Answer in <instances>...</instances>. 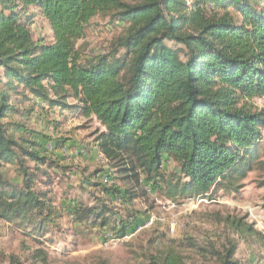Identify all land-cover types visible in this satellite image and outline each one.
<instances>
[{
    "label": "trees",
    "instance_id": "obj_1",
    "mask_svg": "<svg viewBox=\"0 0 264 264\" xmlns=\"http://www.w3.org/2000/svg\"><path fill=\"white\" fill-rule=\"evenodd\" d=\"M29 8L48 22L50 43L33 40ZM98 16L124 30L110 51L83 55L77 42ZM0 69L6 79L0 87V168L11 166L20 180L19 186L0 180V219L7 222L33 224L39 217L41 227L52 223L51 199L35 187L39 175L66 170L48 155L46 143L9 133L2 120L19 111L12 94L96 119L102 130L94 142L107 164L95 186L121 201L145 196L141 185L174 202L229 193L264 164L258 145L264 112L252 102L264 96V0H0ZM65 144V138L56 141ZM169 161L176 169L166 173ZM113 171L117 186H109ZM101 204H80L77 221L114 225L119 236L147 221L117 219ZM228 221L240 235L260 236L242 219ZM193 246L217 264H240L234 243L222 251ZM259 261L264 264V255ZM147 264L185 263L169 253L150 256Z\"/></svg>",
    "mask_w": 264,
    "mask_h": 264
},
{
    "label": "rangeland",
    "instance_id": "obj_2",
    "mask_svg": "<svg viewBox=\"0 0 264 264\" xmlns=\"http://www.w3.org/2000/svg\"><path fill=\"white\" fill-rule=\"evenodd\" d=\"M27 12L33 15L30 24L33 40L50 43L53 38L48 22L32 8ZM123 30V26L110 24L105 17H95L88 25L86 37L79 40L77 46L86 56L108 52ZM122 52L120 50L119 54ZM5 82L0 69V87L5 88ZM29 98L24 101L12 94L11 102L19 111L2 122L16 138L36 137L43 145L46 143L48 155L52 160L59 159L66 170L55 169L57 173L49 170V177L39 175L35 187L46 191L51 199L56 210L52 223L41 227L39 217L33 224L22 225L18 221L0 219V264H147L150 256L159 259L169 253L178 254L185 264H217L210 254L199 255L193 244L206 248L213 245L222 251L232 243L237 246L234 259L240 264H260L259 259L264 255V164L249 172L239 187L229 193L219 190L211 196L174 202L147 192L148 188L141 185L145 196L121 201L95 186L99 182L98 173L107 164L94 142L97 132L102 130L97 120L83 117L78 108H50L47 103L32 99L31 95ZM65 102L71 108L77 104L71 97H66ZM252 102L264 112V96ZM28 106L34 109L26 115ZM14 124L23 127L17 128ZM24 129L31 134L24 133ZM62 138L67 139V144L56 145ZM258 145L264 162V129ZM174 169L171 161L164 168L166 173ZM0 180L20 185L9 165L0 168ZM111 180L109 186L120 184L114 171ZM153 194L161 203L155 202ZM79 203L86 208H98L102 203L101 206H107L117 219L131 220L137 215L143 220L149 216L156 220L150 225L143 222L134 232L119 236L116 229L113 230L114 225L96 228L88 220L78 222ZM232 219H242L260 236L240 235L230 226L228 220Z\"/></svg>",
    "mask_w": 264,
    "mask_h": 264
},
{
    "label": "built area",
    "instance_id": "obj_3",
    "mask_svg": "<svg viewBox=\"0 0 264 264\" xmlns=\"http://www.w3.org/2000/svg\"><path fill=\"white\" fill-rule=\"evenodd\" d=\"M101 157H103V156L101 155ZM104 162L106 163V161H104ZM101 181L104 182V183H110V181H108V179H107V178H104V177H101ZM153 197H155V198H154L155 202H157V203H161V200L159 199V197H156L154 194H153ZM155 220H156L155 217H153V216H149V217L147 218V221H146L145 224H146V225H150V224H152ZM170 227H171V229H173L174 225L171 224Z\"/></svg>",
    "mask_w": 264,
    "mask_h": 264
}]
</instances>
